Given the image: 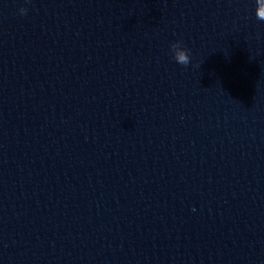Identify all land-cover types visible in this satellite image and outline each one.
<instances>
[{
    "label": "water",
    "instance_id": "95a60500",
    "mask_svg": "<svg viewBox=\"0 0 264 264\" xmlns=\"http://www.w3.org/2000/svg\"><path fill=\"white\" fill-rule=\"evenodd\" d=\"M256 7L0 0V264H264Z\"/></svg>",
    "mask_w": 264,
    "mask_h": 264
},
{
    "label": "clouds",
    "instance_id": "9594fccd",
    "mask_svg": "<svg viewBox=\"0 0 264 264\" xmlns=\"http://www.w3.org/2000/svg\"><path fill=\"white\" fill-rule=\"evenodd\" d=\"M256 5V17L257 19L264 21V0H256ZM26 11L27 10L24 8L20 9L21 14L26 13ZM182 45V41H174L171 43L170 49L173 53L174 60L180 65L187 66L190 62V49Z\"/></svg>",
    "mask_w": 264,
    "mask_h": 264
}]
</instances>
